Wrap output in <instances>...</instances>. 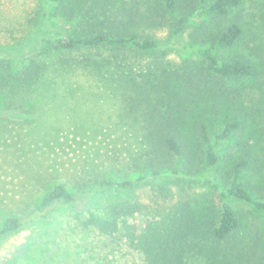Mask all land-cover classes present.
<instances>
[{"label": "trees", "instance_id": "trees-1", "mask_svg": "<svg viewBox=\"0 0 264 264\" xmlns=\"http://www.w3.org/2000/svg\"><path fill=\"white\" fill-rule=\"evenodd\" d=\"M43 1L66 26L51 36L49 50H88L83 66L121 85L126 119L141 133L131 143L136 147L129 166L144 175L98 184L122 191L153 175L205 188L171 204L140 231L125 223L131 246L147 264H264V230L251 229L236 207L241 202L264 213V147L257 155L242 141L257 117L238 101L264 73V62L238 53L245 36L244 0ZM167 27L174 36H189V45L180 48L190 54L181 62L170 59L158 39L156 31ZM258 49L264 56V48ZM41 74L34 59L14 76L0 65V115L13 111L5 98L25 95ZM232 142L238 153L231 152ZM251 173L258 175L255 184ZM57 201L72 204L76 196L57 184L42 205ZM121 207L124 213L136 211L131 201ZM88 222L102 233L119 228L117 219L91 216ZM21 227L19 218H6L0 240Z\"/></svg>", "mask_w": 264, "mask_h": 264}, {"label": "rangeland", "instance_id": "rangeland-1", "mask_svg": "<svg viewBox=\"0 0 264 264\" xmlns=\"http://www.w3.org/2000/svg\"><path fill=\"white\" fill-rule=\"evenodd\" d=\"M242 20L245 36L238 53L244 51L261 64L264 0H244ZM65 27L43 0H0L1 72L14 76L32 59L42 67L29 92L16 100L5 98L13 111L0 115V228L9 217L22 221L18 231L0 240V264H147L125 236V223L140 231L171 204L205 188L153 175L122 191L98 184L104 178L137 180L144 175L129 166L136 147L131 143L141 133H134L126 119L121 85L113 84L108 73L83 66L88 50H49L51 36ZM156 34L170 59L181 62L190 54L180 48L189 45L187 34L174 36L168 27ZM259 85L264 86V73L238 98L257 117L252 131L242 137L257 155L264 147V89ZM232 144L231 152L238 153ZM249 178L259 181L255 173ZM57 184L72 191L76 201L44 207L43 197ZM126 201L136 206L135 212L121 211ZM236 207L251 229L264 230V213L241 202ZM91 216L117 219L119 228L102 233L89 224Z\"/></svg>", "mask_w": 264, "mask_h": 264}]
</instances>
